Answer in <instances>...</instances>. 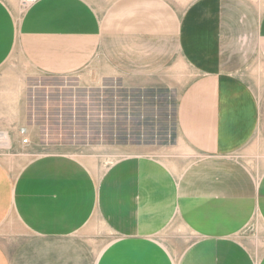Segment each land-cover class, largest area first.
<instances>
[{
    "label": "crops",
    "instance_id": "crops-1",
    "mask_svg": "<svg viewBox=\"0 0 264 264\" xmlns=\"http://www.w3.org/2000/svg\"><path fill=\"white\" fill-rule=\"evenodd\" d=\"M224 1L36 0L21 7L0 0V130L17 150L38 152L15 182L0 164V227L16 213L31 228L28 241L57 240L69 250L102 237L92 264H264V253L254 262L234 245L264 240V197L260 210L243 204V197L259 198L257 148L244 149L258 130L259 106L227 68L237 50L224 39ZM247 1L240 22L254 14V27L238 30H257L258 48L264 7ZM34 78L57 79L69 92H126L129 101L170 98L172 140L90 168L69 153L76 144L51 143L28 124ZM20 126H27V144L16 136ZM87 143L81 149L94 164L114 152L103 141ZM4 236L13 234L0 232V264H12ZM180 243L194 245L176 250ZM197 244L201 250L192 249Z\"/></svg>",
    "mask_w": 264,
    "mask_h": 264
},
{
    "label": "rangeland",
    "instance_id": "rangeland-1",
    "mask_svg": "<svg viewBox=\"0 0 264 264\" xmlns=\"http://www.w3.org/2000/svg\"><path fill=\"white\" fill-rule=\"evenodd\" d=\"M6 3L12 0H2ZM240 1V2H239ZM242 0L224 1V20L225 30H223L224 39L228 49L236 48L235 61L232 60L228 70L235 75H240L244 81L252 88L258 99V130L254 138L244 149L248 152L251 148H257L253 153L258 154V180L254 179V190L256 184L259 187L257 203H252L249 197H243V204L255 205L260 210L261 199L264 197V41L259 40V47L255 44L254 34L257 30H238L240 27H254V14L243 23L240 18L243 10H246L245 3ZM248 5L255 7L248 0ZM259 12L264 7V0H258ZM247 20V22H246ZM243 37L244 59L239 61V39ZM61 81L57 79L34 78L28 81L26 91L27 101V122L35 124L41 129V138H47L57 143H73L69 152L75 158L82 161L86 166L97 165L102 169L107 167L116 159L126 156V149L141 147H150L151 145L168 142L172 140L173 134V100L170 98H158L154 100H131L126 99V92L98 94L90 90H60ZM140 103V104H139ZM27 126H20L17 129V138L19 139L20 130H26ZM44 131V132H43ZM2 134L6 132L1 131ZM7 135V134H6ZM8 136V135H7ZM6 145L0 143V164L9 172L12 180L15 182L20 172L26 165H30L32 160L36 159L37 151L18 150L15 145L12 146L11 139ZM15 139H12V141ZM97 141H103L104 145L109 146L114 152L110 153L104 161L94 164L92 158L86 156L85 150L81 147L84 143L91 144ZM127 147V148H126ZM248 148V149H247ZM70 150V149H69ZM82 150V152H81ZM252 152H250L251 154ZM253 176L255 177L254 173ZM20 181L23 182V179ZM211 181V180H210ZM257 182V183H256ZM261 203V204H260ZM16 213L10 214L4 224L0 227L1 233H6L3 246L8 256L11 257L12 264H92L96 251H98L104 240L102 237L95 242H77L73 250H69L67 244L61 241H28L25 236L31 228L21 220ZM253 218L261 220L260 211L254 210ZM249 227L247 230H251ZM253 231V230H252ZM19 234V236H15ZM252 233V232H251ZM15 234V235H14ZM243 234V233H242ZM14 237L15 240H12ZM259 244V245H258ZM66 245V247H65ZM194 244L180 243L174 244L176 250L183 251L191 248ZM197 244L193 250H201ZM241 251L248 250L252 255L254 262L261 260L256 256L264 253V240L257 243L234 244ZM164 250V249H163ZM258 258V257H257ZM190 261V260H188ZM182 258H179V264H183Z\"/></svg>",
    "mask_w": 264,
    "mask_h": 264
},
{
    "label": "built area",
    "instance_id": "built-area-1",
    "mask_svg": "<svg viewBox=\"0 0 264 264\" xmlns=\"http://www.w3.org/2000/svg\"><path fill=\"white\" fill-rule=\"evenodd\" d=\"M36 0H19V3L21 5V7H25L28 4L34 3ZM20 142L22 144H27L28 143V139L26 137V131L25 130H20ZM2 140V132H0V142Z\"/></svg>",
    "mask_w": 264,
    "mask_h": 264
},
{
    "label": "bare ground",
    "instance_id": "bare-ground-1",
    "mask_svg": "<svg viewBox=\"0 0 264 264\" xmlns=\"http://www.w3.org/2000/svg\"><path fill=\"white\" fill-rule=\"evenodd\" d=\"M7 142H9V139H8V136L6 135V134H2V140H1V144H4V145H6L7 144ZM189 169V168H188ZM212 184V183H211ZM216 184V183H215ZM221 184V183H220ZM214 185V184H213ZM213 185H212V187H213ZM242 185V184H241ZM243 186V185H242ZM211 187V186H210ZM238 192V191H237ZM214 193V192H213ZM212 193V194H213ZM210 194H211V192H210ZM220 194V193H219ZM192 204V203H191ZM190 204V205H191ZM189 214V213H188ZM191 217V216H190ZM189 217V218H190ZM199 217V216H198ZM201 218V217H200ZM187 219V218H186ZM188 220V219H187ZM190 222V221H189ZM203 222V221H202ZM195 223V222H194ZM194 223H192L193 225H194ZM198 223V222H197ZM204 224H205V222H203ZM202 223H200V225H201ZM209 224V223H208ZM192 225V226H193ZM203 225V224H202ZM201 229V228H200ZM203 229V228H202ZM207 229V228H206ZM208 230H210L211 231V228H209ZM207 231V230H206ZM259 245V244H258ZM149 251H150V249H149ZM146 264L148 263V262H145Z\"/></svg>",
    "mask_w": 264,
    "mask_h": 264
}]
</instances>
